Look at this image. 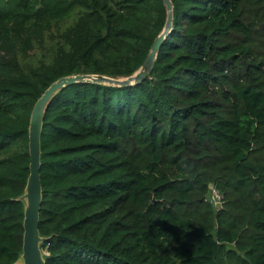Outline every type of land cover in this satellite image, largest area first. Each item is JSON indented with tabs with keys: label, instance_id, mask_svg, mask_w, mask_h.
Listing matches in <instances>:
<instances>
[{
	"label": "trees",
	"instance_id": "16d2710c",
	"mask_svg": "<svg viewBox=\"0 0 264 264\" xmlns=\"http://www.w3.org/2000/svg\"><path fill=\"white\" fill-rule=\"evenodd\" d=\"M171 2L141 81L74 82L47 108L45 264H264V0ZM166 15L162 0H0V264L21 252L34 102L63 75L132 74Z\"/></svg>",
	"mask_w": 264,
	"mask_h": 264
},
{
	"label": "water",
	"instance_id": "95a60500",
	"mask_svg": "<svg viewBox=\"0 0 264 264\" xmlns=\"http://www.w3.org/2000/svg\"><path fill=\"white\" fill-rule=\"evenodd\" d=\"M162 1L167 11L164 26L153 40L143 63L135 72L124 77H114L99 73H74L63 75L52 81L34 102L30 111L28 124L29 173L26 178L23 192L18 196V199L23 203L22 246L19 256L11 264H45L44 252L40 244L46 237L42 236L38 229L39 210L42 199L41 178L39 173L41 164L40 135L44 116L52 99L58 91L74 82H94L125 86L141 81L153 68L154 59L161 43L172 29V2L171 0Z\"/></svg>",
	"mask_w": 264,
	"mask_h": 264
},
{
	"label": "rangeland",
	"instance_id": "374dc122",
	"mask_svg": "<svg viewBox=\"0 0 264 264\" xmlns=\"http://www.w3.org/2000/svg\"><path fill=\"white\" fill-rule=\"evenodd\" d=\"M214 201V200H213ZM214 203L216 204V202L214 201Z\"/></svg>",
	"mask_w": 264,
	"mask_h": 264
}]
</instances>
